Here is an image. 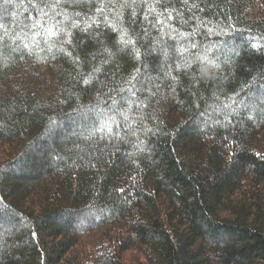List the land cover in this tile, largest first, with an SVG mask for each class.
Masks as SVG:
<instances>
[{
  "label": "trees",
  "instance_id": "16d2710c",
  "mask_svg": "<svg viewBox=\"0 0 264 264\" xmlns=\"http://www.w3.org/2000/svg\"><path fill=\"white\" fill-rule=\"evenodd\" d=\"M54 2L0 0V264H264V0Z\"/></svg>",
  "mask_w": 264,
  "mask_h": 264
},
{
  "label": "snow or ice",
  "instance_id": "6c2138e0",
  "mask_svg": "<svg viewBox=\"0 0 264 264\" xmlns=\"http://www.w3.org/2000/svg\"><path fill=\"white\" fill-rule=\"evenodd\" d=\"M135 2V0H133V3ZM60 6V3H59V0H55L54 3L52 4H44L43 7H47V8H50L55 15H63V18L65 21L69 20L70 17L66 14V13H60V12H56L55 9L58 8ZM33 7H37V11L41 12L42 15H47V13H45L43 11V8L41 7H38L36 5H33ZM128 7H131V4L128 5ZM194 7H198V5H194ZM149 10L152 11V12H155V6L154 5H150L149 6ZM97 12H102L103 10L101 8H97L96 9ZM77 15H79V13H77ZM132 15L135 16L136 13L135 11L133 10L132 11ZM158 15H162V14H158ZM145 19H148L147 15H145ZM175 19V17L173 16L172 14V11H168V14H167V20L171 21ZM94 22L97 24V27L99 26V22L98 21H95ZM37 23H39V21H37ZM158 24H163L164 27H170V25L166 24L165 21L163 20H158L157 21ZM202 23V22H201ZM42 26V25H41ZM113 31H117L119 32V37H118V43L121 44L122 48L126 49L128 48V46L132 45L133 48H132V51L134 52L135 54V58L137 60L140 59V50L138 48L135 47V43L136 41L134 39H132V37L128 34V31L127 29H119L117 28V26L115 24H111L109 25ZM71 27L73 28H78L80 27V24L79 22H76V21H73L72 24H71ZM91 27L90 24H87L85 23L84 27L81 29L82 31H86L87 28ZM56 28L55 25H51L47 28L46 32H47V35L49 37H52V36H58L60 34V32L64 31V29H59V30H54ZM173 31H178L176 29H172ZM161 31H163V29H161ZM208 33L209 34H219V33H216L215 30L213 28H208L207 29ZM196 34V31L194 30L192 33H187V32H178V35L179 37L182 39V40H187L188 44L190 45L191 48H196L197 47V44L195 42H193L191 39H188L189 37H194ZM65 35H67L69 37V39L66 41V43H69L71 44L72 41L70 39L71 37V32H65ZM35 43V41H34ZM25 48L28 47L27 44L24 45ZM213 47H215V45H213ZM63 51V49H61ZM211 49H206L205 50V55L203 57H201L199 54L196 55V59L197 60H207L209 63L213 64V66L215 67H219L218 64L215 63V60H209L208 59V56H207V52L210 51ZM105 51L107 52L108 49H105ZM177 51L180 53V54H183L184 52H187L188 51V48L187 47H180L179 49H177ZM163 53L165 55V57H167L168 53H167V50L164 49L163 50ZM110 55H112V53H109ZM68 55H71V53H68ZM107 62V61H105ZM100 69H96V71H99ZM140 69L137 68L136 72L139 73ZM168 75H171V73H168ZM135 74L133 75L132 77V80H135ZM173 80H175V77H172ZM89 83V80L88 79H85L84 80V84H88ZM129 83H131V81H129ZM124 89H121V92H123ZM128 91L131 93L132 96H135V91H133V89L130 87L128 89ZM121 100L124 102V103H127V104H131L133 103L132 100H130L128 97H124L122 96L121 97ZM235 102V101H233ZM118 102L117 101H113V105H116ZM249 105H245V107H248ZM252 107L254 108L255 105H252ZM93 112L96 113V116L99 118L101 113H104V115H107V113L105 112V110L103 109H100L99 106H95L91 109ZM264 110V109H262ZM119 115L123 116L124 120L127 121L128 117H127V112L124 111V112H119ZM112 124H116V126L119 128V123L116 121V118H115V114H113L112 116H108L107 119H104L98 126L94 125V128H93V131H99V132H105V130L107 131V133H113V129H112ZM128 125L125 124V127H127Z\"/></svg>",
  "mask_w": 264,
  "mask_h": 264
}]
</instances>
